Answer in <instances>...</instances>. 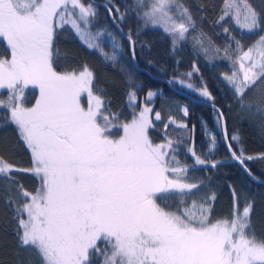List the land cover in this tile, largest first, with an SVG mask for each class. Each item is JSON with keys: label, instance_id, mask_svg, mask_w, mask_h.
Segmentation results:
<instances>
[{"label": "snow or ice", "instance_id": "1", "mask_svg": "<svg viewBox=\"0 0 264 264\" xmlns=\"http://www.w3.org/2000/svg\"><path fill=\"white\" fill-rule=\"evenodd\" d=\"M102 7L123 33L119 25L128 12H121L113 0H106ZM131 9L145 28L158 27L168 34L173 49L187 40L190 31L195 32L196 20L181 0H133ZM98 15V6L85 0H0V38L11 52L10 59H0V89L8 90L0 108L30 151L32 164L29 169H18L0 157V174L9 183H15L12 173L16 171L39 180L34 192L18 186L22 204L8 197L19 246L31 248L39 264H93L94 259L100 264H264V239L249 231L251 201L241 211V197L233 189L231 215L215 222H211L215 193L187 203L186 197L203 187L202 181L187 182L189 170L195 166L214 169L220 163L208 158L217 141L206 122L202 131L208 139V153L202 157L194 146L189 147L194 165H187L179 159V148L189 137L172 138L167 129L175 125L189 132L194 126L189 130L171 116L165 122L160 111H155L153 120L149 113L154 109L147 103L137 112L134 90L128 92L131 120L114 124L119 114L108 110L104 97L94 91L95 74L87 65L71 72L56 70L54 37L65 26L87 48L98 51L106 61L117 62L122 44L107 28L93 32ZM226 17L242 32L264 31V8L258 10L250 0H223L213 23L223 26ZM223 33L231 43L222 58L233 67L239 63L243 72L242 79L236 71L223 75L232 104L264 114V35L245 51L230 27H223ZM104 35L112 40L111 53L101 46ZM126 38L134 57L136 40L131 30ZM205 39L203 32L192 37L194 46L207 52ZM193 75L188 72L181 77L191 80ZM174 82L211 101L230 158L252 176L248 163L264 160V153L246 155L243 147L234 150L240 137L228 135L226 115L216 106L206 83L197 86L179 77ZM28 85H35L40 93L30 108L22 103ZM82 94L87 96L86 108L81 104ZM155 95L149 91L147 101ZM181 111L188 116L186 107ZM155 121L163 123L165 130L159 143L150 136ZM116 127L123 134L112 139L109 134ZM167 194L179 197L176 210L157 203Z\"/></svg>", "mask_w": 264, "mask_h": 264}, {"label": "trees", "instance_id": "2", "mask_svg": "<svg viewBox=\"0 0 264 264\" xmlns=\"http://www.w3.org/2000/svg\"><path fill=\"white\" fill-rule=\"evenodd\" d=\"M106 0H85V3H94L98 6L99 15L96 18L93 32L98 28H107L116 36L122 47L118 50V60L115 64L106 61L96 50L87 48L71 31L70 26L58 30L54 37L55 49L58 58L54 67L58 72H71L87 65L95 74L94 91L104 97L107 109L119 114V120L113 121L120 124L131 120L132 108L128 105V92L134 90L137 95L136 111L138 112L146 103L154 111L149 113L155 119V111L162 113L163 120L168 121L169 116L178 123L183 121L189 130H178L175 125H170L167 133L170 137H189L187 143L179 148V159L187 165H194V159L187 152L189 147L195 148L202 157L208 153V139L203 134L206 122L207 128L216 136V146L213 153L208 156L210 160L219 161L216 168L204 169L195 166L187 173V182H203L194 196L186 197L190 205L193 199L215 193L211 222L229 217L233 211L232 190L240 195L239 207L242 211L248 201L253 203L251 212V229L258 239H264V160H253L248 163L252 176L247 175L241 166L230 158V153L225 147L223 131L216 127L211 101L202 99L185 86L174 82L178 77L184 78L186 83H206L208 90L215 98L216 106L222 108L227 118V133L229 136L238 134L240 142L234 144V150L240 147L245 149L246 155L264 153V114L257 115L252 111L242 110L239 105L232 104V93L223 79V75H231L233 71L242 72L239 63L233 67L230 60L223 59L225 47L231 43L223 33V27H230L236 39L241 40L243 49H248L254 42L264 35V31L254 33L242 32L233 22L231 17H226L223 26L213 23L221 11L223 0H181L190 9L195 20V32H189L186 41L179 43L175 49L171 43V37L161 28H145L143 21L137 20L134 10L131 9L133 0H113V4L120 8L121 12L127 11L122 24L123 33L126 35L131 30L135 44V56L133 57L127 38L117 30V26L109 17L107 10L102 7ZM259 10L264 8V0H250ZM115 14V11L114 13ZM203 32L206 39L203 49L194 46L192 37L196 33ZM101 46L106 52H112V40L108 35L101 37ZM234 48L235 45L231 44ZM220 49L217 54L216 49ZM10 49L6 42L0 41V59H10ZM235 60V56H233ZM195 65V70L194 66ZM194 72L191 80L181 77V74ZM131 81V83H130ZM155 92L151 101H147L146 94ZM39 88L28 85L23 96V106L32 107L39 96ZM251 95V93H249ZM5 97V95L3 94ZM182 107L188 110V116L184 117ZM7 112L0 108V157L15 165L18 169L32 167L30 151L20 140L15 125L6 120ZM156 127L150 130V136L155 143H159L164 135V125L155 121ZM122 129L116 127L110 131V138L118 139L122 135ZM254 177V178H253ZM170 178H173L170 176ZM15 183H9L0 174V264H39L35 252L31 248H21L16 237V220L12 206L7 202L12 197L17 204H22L17 188L22 185L29 192H34L39 180L30 173L16 171L12 173ZM247 197V200L244 198ZM157 203L162 207L169 206L176 210L179 197L175 194L161 196ZM183 207V206H181ZM104 247L103 244L100 245ZM102 259V257L100 258ZM93 264H100L99 259H94Z\"/></svg>", "mask_w": 264, "mask_h": 264}, {"label": "rangeland", "instance_id": "3", "mask_svg": "<svg viewBox=\"0 0 264 264\" xmlns=\"http://www.w3.org/2000/svg\"><path fill=\"white\" fill-rule=\"evenodd\" d=\"M0 41L3 42L4 40L2 38H0ZM245 63L247 65L248 62H245ZM242 78H243V72H242ZM3 94L5 95V97L3 96ZM7 96H8V90L7 89H0V100H5L7 98ZM87 103H88V101H87L86 94H82V96H81V104H82V106H84L86 108L87 107Z\"/></svg>", "mask_w": 264, "mask_h": 264}, {"label": "water", "instance_id": "4", "mask_svg": "<svg viewBox=\"0 0 264 264\" xmlns=\"http://www.w3.org/2000/svg\"><path fill=\"white\" fill-rule=\"evenodd\" d=\"M123 37H125L126 38V35L124 34V33H121V32H119Z\"/></svg>", "mask_w": 264, "mask_h": 264}, {"label": "flooded vegetation", "instance_id": "5", "mask_svg": "<svg viewBox=\"0 0 264 264\" xmlns=\"http://www.w3.org/2000/svg\"><path fill=\"white\" fill-rule=\"evenodd\" d=\"M11 53V52H10Z\"/></svg>", "mask_w": 264, "mask_h": 264}]
</instances>
